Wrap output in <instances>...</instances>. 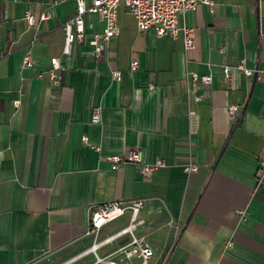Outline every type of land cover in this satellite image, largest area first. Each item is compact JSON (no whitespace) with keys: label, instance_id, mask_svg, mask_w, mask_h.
Wrapping results in <instances>:
<instances>
[{"label":"crops","instance_id":"obj_1","mask_svg":"<svg viewBox=\"0 0 264 264\" xmlns=\"http://www.w3.org/2000/svg\"><path fill=\"white\" fill-rule=\"evenodd\" d=\"M74 13L75 0H0V264H93L91 211L135 198L144 200L136 234L156 264H264V0L179 13L178 24L194 30L189 50L181 36L138 31L120 4L119 34L100 59L86 42L62 54L61 26ZM83 18L87 38L102 30L98 14ZM52 57L64 68L58 84L45 75ZM239 60L261 80L236 69ZM192 71L210 74L211 85L189 92ZM131 148L166 165L148 178L135 164L111 167L107 156ZM128 222L125 213L106 223L97 240ZM127 242L115 237L97 253Z\"/></svg>","mask_w":264,"mask_h":264},{"label":"built area","instance_id":"obj_2","mask_svg":"<svg viewBox=\"0 0 264 264\" xmlns=\"http://www.w3.org/2000/svg\"><path fill=\"white\" fill-rule=\"evenodd\" d=\"M123 4L127 12L132 16L138 31L153 30L157 37H168L172 40L181 36L183 48L189 50L194 48V30L191 27L180 26L178 24V15L184 11L195 10L199 5L204 4L212 11L215 0H92L90 6L86 7L82 0H75V13L62 23L63 45L62 54L68 56L74 43H88L93 50L94 57L100 59L104 54L106 46L111 38L119 34L117 24L118 6ZM96 13L103 22V28L100 32L92 34L89 38L84 33V14ZM48 17L47 13L39 15L40 20ZM27 23L32 26L35 23V17L28 10L24 13ZM220 53L223 48L218 49ZM31 57L25 54L22 58V66H29ZM235 68L241 70L245 76H254L261 80V72L258 69H249L244 66L243 60H239ZM138 69L137 60L130 63L129 73ZM64 70L59 58L52 57L49 60V67L45 71L48 80L53 84H58L61 80V73ZM222 76L225 82L230 78V67L221 66ZM112 76L119 81L121 75L114 71ZM188 91L196 92L199 88H206L211 85L212 76L210 74H198L197 72H188ZM152 88V84L149 85ZM195 99L199 101L201 96L196 95ZM236 107L229 105L227 111L233 114ZM100 121L99 108L92 110L91 122ZM85 142L86 138L83 137ZM111 167L115 168L121 164L130 163L138 166L139 173L143 177H150L156 170L164 167L166 164L163 159L157 158L152 163H145L141 159V154L137 149H128L121 154H112L106 158ZM260 167L264 168V156L259 160ZM186 172L195 171V165L184 167ZM144 200L135 198L125 201H110L95 206L86 222V235H92L94 241L87 250L94 256L93 264H156L153 261L154 252L150 244L143 236L136 234L137 226L143 223L139 218V212ZM125 213L129 214L128 224L117 232L114 236L97 240L98 232L103 225L111 222ZM122 235L128 236V242L106 256H100L97 251L108 243L111 239Z\"/></svg>","mask_w":264,"mask_h":264},{"label":"trees","instance_id":"obj_3","mask_svg":"<svg viewBox=\"0 0 264 264\" xmlns=\"http://www.w3.org/2000/svg\"><path fill=\"white\" fill-rule=\"evenodd\" d=\"M237 124H238V119H235V121H234V125H233V127H232L230 133L232 132V130L234 129V127H235Z\"/></svg>","mask_w":264,"mask_h":264}]
</instances>
